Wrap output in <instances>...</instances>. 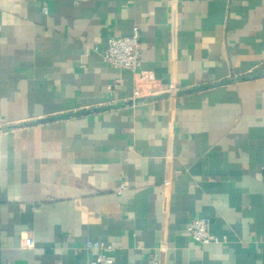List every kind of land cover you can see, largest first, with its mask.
Returning <instances> with one entry per match:
<instances>
[{"label": "crops", "instance_id": "crops-1", "mask_svg": "<svg viewBox=\"0 0 264 264\" xmlns=\"http://www.w3.org/2000/svg\"><path fill=\"white\" fill-rule=\"evenodd\" d=\"M135 28L154 80L103 58ZM87 240L264 264V0H0V264H87Z\"/></svg>", "mask_w": 264, "mask_h": 264}, {"label": "built area", "instance_id": "built-area-1", "mask_svg": "<svg viewBox=\"0 0 264 264\" xmlns=\"http://www.w3.org/2000/svg\"><path fill=\"white\" fill-rule=\"evenodd\" d=\"M103 58L113 67L118 69H128L138 73L141 79L154 80L156 75L151 71L142 70L141 53V33L135 28L131 34L111 36L108 39V45L103 53ZM119 80H116L117 84ZM142 95V87L139 85L133 91V99ZM126 184L122 183L118 189H126ZM188 231L191 236L199 243L206 244L219 242L220 238L211 231L210 221L206 217L194 218L188 225ZM34 244L33 238H27V245L31 247ZM85 248L95 253V258L87 264H115L109 253L114 250L112 244H103L97 240H87ZM163 249V248H162ZM153 264H161L159 253L154 252L151 256Z\"/></svg>", "mask_w": 264, "mask_h": 264}]
</instances>
